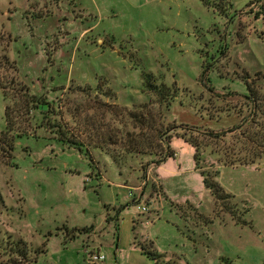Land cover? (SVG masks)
Instances as JSON below:
<instances>
[{
    "label": "rangeland",
    "instance_id": "374dc122",
    "mask_svg": "<svg viewBox=\"0 0 264 264\" xmlns=\"http://www.w3.org/2000/svg\"><path fill=\"white\" fill-rule=\"evenodd\" d=\"M147 74L177 92L165 111L172 126L202 134L241 127L223 141L194 136L208 145L200 167L218 172L226 209L204 187L194 149L174 136L180 129L170 134L175 157L151 165L145 180L154 157L124 156L117 165L92 149L91 163L52 128L73 134L62 110L91 102L89 92L114 95L97 97L99 107L153 103L143 93ZM11 78L7 100L0 86L7 141L12 95L46 104L28 119L29 107L16 114L15 131L24 132L13 135L10 154L0 143V264H88L85 250L98 246L99 264H130L117 250L129 245L133 221L136 242L152 243L166 261L264 264V156L250 166L222 163L240 147L256 149L251 136L264 128L241 99L264 100V0H0V82Z\"/></svg>",
    "mask_w": 264,
    "mask_h": 264
},
{
    "label": "trees",
    "instance_id": "16d2710c",
    "mask_svg": "<svg viewBox=\"0 0 264 264\" xmlns=\"http://www.w3.org/2000/svg\"><path fill=\"white\" fill-rule=\"evenodd\" d=\"M3 61L5 65H7L6 63L9 62L7 66L10 67L12 71L14 70L13 63H11L6 58V56H4ZM12 79L13 78H11L8 83L2 84V82H0L5 100L9 98L7 96L6 90H8L9 86L14 84ZM144 79V88L147 92L143 93L149 98H153V103L143 104L142 106H137L136 104H134L132 106V109H129L127 107L119 106L115 103L109 104L108 102H101V107H99L97 105H94L96 101H101L96 100L97 97L98 99L99 97L113 99L114 95L111 92H89L90 96L92 94L95 95L91 102L77 104V108L75 109L69 107L65 108V110H62L64 116L68 118H66L68 124H71L75 130L73 134L67 133L66 130H64V128L60 125H53L52 128H54L56 133L59 134L58 136L66 138L69 145L75 147L80 153L85 152L84 154L86 155V157H89L91 163L94 162L91 154L92 149H96L109 154L113 162L117 165L122 162L124 156L154 157V159L146 163L147 168L144 169L145 180L147 169L151 165L157 167L164 163L167 158L175 157V154L169 147V142L171 140L170 134L173 131L176 133L177 129H180L183 133L174 134V136L182 139L194 149L193 161L195 169L202 177V183L204 187L209 191L216 204H218L221 209L224 208L223 202L230 201L231 198L223 191L222 187L217 182L218 172L205 171L200 167V163L203 162L202 155L206 152L208 146L205 143L202 144V140L195 138L196 135H198L199 137V135L202 133L199 130L189 128L188 126H181V128H177L175 126H172V123L174 122L169 123L166 120L165 111H168L171 107V104L176 98L177 92H163V86H155L153 83V76L150 74L145 75ZM8 84L9 86L7 87L6 85ZM17 87H19V92L28 93V89L26 86L21 87L18 85ZM90 89L91 88H89V90ZM11 93L13 94L14 92ZM20 97L17 96V94L12 95L10 97V99H12V102L9 103V105H7L4 110L6 121L5 131L6 135L9 136L10 141H7L2 133L0 134V143L4 145V148H6L8 154L11 153L13 148V135H20L22 132H24L23 130L15 131L17 118H19V115L16 114L19 112V110H25V108L29 107L25 110L27 112L25 117H22L28 119L30 117L27 116L28 113L37 110L42 104H46L43 99H38L34 96H28L27 94H24ZM253 97L254 101L249 97L241 99L250 101V107L252 110L250 117L254 118L255 114H260V120H262L263 122L261 127H263L264 100H259L256 95ZM147 101L149 102V99H147ZM208 103H210L208 104L210 106L209 108L211 109V112H209L210 115L214 112H212L211 101H208ZM155 107L156 110H154ZM55 117L61 119V117H59V112ZM47 127H50V125H47ZM240 128L241 127L237 126L225 133L223 132L218 134L214 132H206V134L203 133L201 137L203 140L204 136H208L209 138L216 139V141H223L226 136L235 135L237 133V130H240ZM263 133L264 128L260 130L259 134L251 136V142L257 146V148L253 149L252 152L246 150L245 146H243L244 149L240 147L239 156H237V159L235 160L226 159L227 155L225 154V159L222 160V163L224 164L223 166L235 167L250 166L256 164L257 160L264 156ZM74 138H76L78 141ZM80 138H83V140H79ZM210 152L212 151L210 150ZM245 153L251 155V157H246ZM98 175L100 176L99 173ZM154 188L155 186L153 185V189ZM120 210L117 213H120ZM117 213L115 215V219ZM135 223V221L132 222L131 228L133 234L132 244L134 247L140 250L143 256H145L153 264H179L177 261H166L162 255L157 254L155 249L153 248L152 243H137L136 235L134 234L136 230Z\"/></svg>",
    "mask_w": 264,
    "mask_h": 264
},
{
    "label": "crops",
    "instance_id": "0c3cea01",
    "mask_svg": "<svg viewBox=\"0 0 264 264\" xmlns=\"http://www.w3.org/2000/svg\"><path fill=\"white\" fill-rule=\"evenodd\" d=\"M120 187H123V186H120ZM108 216H109V214H108ZM115 221H116V219H115ZM111 225H112V227L115 230L116 229V223L113 222L111 224H107V226H111ZM131 236L132 237L130 239L129 245H127L125 243L123 246H121V244H120V245H118V250H117V247H116V250H117L118 254H120L122 251L126 255L130 254L129 255V256H131V258L129 259L130 260V264H134V263L135 264H153L151 261H149L145 256H143L141 254V252H140V250L138 248L133 246V244H132V242H133V234H131ZM95 240H96V238H95ZM117 240H118V244H119V241H120V237L119 236H117ZM137 240H138V237H137ZM100 247L101 246H98L99 251H100ZM131 259H132L133 263H131Z\"/></svg>",
    "mask_w": 264,
    "mask_h": 264
},
{
    "label": "built area",
    "instance_id": "2783aa9c",
    "mask_svg": "<svg viewBox=\"0 0 264 264\" xmlns=\"http://www.w3.org/2000/svg\"><path fill=\"white\" fill-rule=\"evenodd\" d=\"M141 212L145 213L147 210L145 208L140 209ZM85 254L88 256V264H99L105 260L97 248H90L85 250Z\"/></svg>",
    "mask_w": 264,
    "mask_h": 264
}]
</instances>
